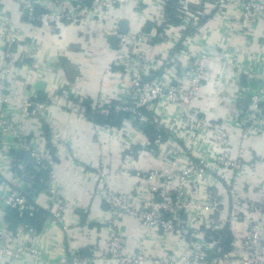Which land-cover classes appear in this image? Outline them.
<instances>
[{"label":"built area","instance_id":"2783aa9c","mask_svg":"<svg viewBox=\"0 0 264 264\" xmlns=\"http://www.w3.org/2000/svg\"><path fill=\"white\" fill-rule=\"evenodd\" d=\"M5 1L0 0V40L3 43L0 62V264L20 260L31 264L92 263V256H87L86 251L93 253L95 248H85L86 245L82 249L69 247L55 261L46 255L43 248L49 231L46 222L57 221L64 231L72 224L66 217L68 202L56 183L58 163L54 157L57 152L51 151L62 137L57 121L49 122L48 137L41 149H36L21 130L26 125L23 123L20 127L19 119L15 118V114H20L50 119L52 107L60 105L84 112L83 101L71 96V91L60 90V93L51 88L49 75L53 63L50 61L58 53H43L45 37L51 31L80 23L88 24L86 27L91 31L97 30L108 42L115 37V44L109 47L114 56V67L108 68L112 93L109 95L102 89L93 98L92 109L96 113L119 116L120 128L111 127L110 131H125L127 136L111 137L110 143L119 144L123 152L120 164L123 159L140 158L146 153L151 156L148 167L137 170L140 180L130 190L145 191L150 199L143 200L142 208L136 209L133 206L135 198L129 192L130 208L126 213L138 217L143 230L142 242L158 238V232L174 222L178 227L176 237L185 243L169 263L164 262L161 255L144 253L141 249L144 242L136 246L138 252L130 257L127 248L125 254L124 246L122 251L119 249L118 241L124 237L120 228L108 219L110 244L102 257L121 264H264V184L261 191L256 184L241 182L248 161L242 155L231 156L229 150V139L234 131L239 133L240 139L264 136V0H178L174 7L177 23L171 22L167 0H9L15 6L17 19L7 9ZM124 6H130L136 18L143 22L134 25L132 19H124L120 14ZM213 23L221 32L207 28ZM24 36L34 39L31 42L34 51L26 55L19 49ZM213 65L221 71L226 70L224 76L221 72L213 75ZM35 67L37 71L32 73ZM22 79L26 83L36 82V93L20 94ZM212 84L222 85L223 89V104L210 107L215 118L196 122L190 113V116L181 114V108L192 110L188 103L198 91L207 92ZM37 92L43 94L42 99ZM208 97L206 94V104ZM11 107L15 108L12 112ZM106 125L104 127L111 126ZM201 130L204 131L202 136ZM130 131H135L140 140ZM183 134L199 135L202 139L190 151L191 156H201L199 153L211 156L215 150L222 157L220 167L209 168L219 178L209 177L204 188L221 191L222 198H212L210 212L216 214L222 206L230 210L229 219H225L230 225L228 231H222L225 225L208 229L212 217L204 219V231H192L194 218L181 205L180 189L184 185L179 179L194 171L166 168L160 147L162 140L180 141ZM8 136L11 143L7 142ZM213 141L217 149L211 144ZM178 145L179 142L169 147L166 156L171 152L177 154ZM4 160L7 161L5 169ZM41 170L47 173L44 188L34 193L35 174L32 171ZM81 170L85 173L83 167ZM198 172L209 175L210 171L199 169ZM229 189H232L230 195ZM170 190L177 194L174 211L170 206L172 201L164 197ZM106 192V202L110 203L112 193L107 189ZM8 209H15L18 216L41 212L45 220L39 229L27 222L12 227L6 219ZM149 209H153L152 213ZM110 212L111 218L120 215L117 211ZM168 212L172 221L164 219ZM226 238L231 239L229 250L222 246ZM56 246L57 243L53 248Z\"/></svg>","mask_w":264,"mask_h":264},{"label":"crops","instance_id":"0c3cea01","mask_svg":"<svg viewBox=\"0 0 264 264\" xmlns=\"http://www.w3.org/2000/svg\"><path fill=\"white\" fill-rule=\"evenodd\" d=\"M195 1V0H192ZM8 3L10 5H8ZM5 6L7 9L15 15L14 19H17L16 9L14 5H11V1L6 0ZM121 16L124 19H132L134 25H138L143 20L137 19L134 11L130 6L122 7ZM119 14V15H120ZM129 21V20H126ZM148 22V21H147ZM94 23V21H92ZM82 24V25H81ZM79 26L66 25L51 31L49 36L45 37L47 41L43 46V53L48 55L50 53H58L57 57H53V68L49 75L51 88L56 91L65 90L71 91L70 95L76 96L81 101L89 100L94 103V99L102 89H106L108 94L112 93V78L108 68L112 64L113 51L110 49L111 44H115V37H111L108 42L106 39L99 36V32L96 30L91 31L87 28L88 24L80 23ZM95 26V24H92ZM212 32H221V28L215 23L207 26ZM95 33L97 35H95ZM33 38L23 37L22 44L19 49L22 55L31 53L34 51L31 42ZM23 46V47H22ZM3 49V43L0 40V62L1 53ZM51 63V64H52ZM220 67V65H219ZM213 75H217L220 72L224 76L226 70L221 71L217 66L213 65ZM36 67L32 73L36 72ZM35 79V78H33ZM37 84L20 82L19 92L20 94H32L35 92ZM222 85L212 84L209 92H207L210 105L219 106L222 103L221 90ZM62 91H60L61 93ZM39 95H43L40 92ZM45 95V94H44ZM212 96H215L214 101ZM225 102V101H223ZM223 104V103H222ZM221 104V105H222ZM209 105V106H210ZM91 107V106H90ZM57 108V109H56ZM56 110V114L60 115V131L62 133L63 144L59 145L56 154V160L62 157V165L56 168L57 180L59 187L62 189L63 196L68 202V209L66 210V217L68 221L73 225L69 228L68 232L57 230L50 222H46L49 227L48 234L43 241V248L46 255L54 261L59 259L60 253H66L69 247H94L91 254V264H121L113 259H105L102 256L107 252L106 238L108 235V229H101L102 222L109 215L103 205L104 199L102 193L99 191L98 184L96 182V176L107 171L106 185L109 189H118L127 191L133 189L136 182L140 180L137 175V170L142 167H148L150 157L147 153L141 155L140 158H132L126 162L125 170L121 169L120 161L124 158L119 144L115 146H105L108 148V152L100 153V142L110 143L111 138L107 140L100 139V134L95 133L97 130H101L104 126L97 124L94 120L87 118L86 115L76 116L68 112L60 111L59 106L52 107ZM113 125L109 126L112 127ZM104 130V129H103ZM136 135L135 139L140 140V136L135 131H130ZM11 137L8 136L7 142L11 143ZM230 155L237 157L242 155L246 161L252 160V165L246 164L241 175V182L253 183L251 185H258L263 191L264 184V136L263 137H251L248 139H240L239 133L234 131L230 139ZM58 155V156H57ZM110 159V167L105 171L99 164L106 162ZM263 159V160H260ZM3 168H7L2 161ZM85 164L92 166V169L87 167L85 173H82L81 168ZM128 167V168H127ZM102 171V172H100ZM139 183V182H138ZM137 183V185H138ZM240 184V183H239ZM97 189V190H96ZM45 213V212H44ZM49 214L48 212L45 213ZM2 215V208L0 207V217ZM45 220V219H44ZM93 222H99L96 225ZM126 238L128 242L136 243L137 246L140 243V239L143 236V230L133 217L126 219ZM54 228V229H53ZM54 230L56 234L55 238H52L51 231ZM53 233V234H54ZM56 241L57 246L53 248L52 244ZM149 243L156 244L155 241H149ZM35 244V242H33ZM182 246L171 249L180 253ZM147 249H144V251ZM129 253L134 254V250L128 249ZM87 254V251H86ZM156 254V253H155ZM63 256V255H62ZM13 264H31L25 260L15 261ZM34 264H44L37 262ZM150 264V263H149Z\"/></svg>","mask_w":264,"mask_h":264},{"label":"rangeland","instance_id":"374dc122","mask_svg":"<svg viewBox=\"0 0 264 264\" xmlns=\"http://www.w3.org/2000/svg\"><path fill=\"white\" fill-rule=\"evenodd\" d=\"M11 79V78H10ZM210 89L207 90V92H209ZM206 90H200L196 93L195 98L193 101L189 102L188 105H190L192 107V110L190 108V110L181 108V114H188L189 113L192 115L193 119H195L194 121L196 122H203V121H208L210 120V118H215L216 115L211 111H210V107L212 105H210V100H208L207 104H206V100H204L206 98V94H207ZM213 101L215 96L212 97ZM60 102V101H59ZM62 102V101H61ZM60 102V103H61ZM89 102V105L91 106L92 109V105L93 103L90 102L89 100H85V104L83 103V105L85 106L86 103ZM210 105V106H209ZM54 107V106H53ZM61 109H59L60 111H64V112H68V113H72L76 116H81V115H85V110L84 112H81L75 108H69V109H65V107H62L61 105L59 106ZM182 107H186V106H182ZM57 109V108H56ZM11 112L12 110H15L14 107H11ZM52 116H49L50 119H45L42 116L39 117H31V116H22L20 114H15V118L19 119L20 121V127L23 126V123L26 125V127H24L23 129V133L26 134L27 137H29L32 142L33 145L35 146L36 149H41V145L43 144L44 140L48 137L47 133H48V124L50 123H55L57 121L58 123V128H59V133L60 136L62 137V133L60 131V122H59V118L60 115L56 114V110L53 109V111H51ZM190 116V115H189ZM220 119V118H219ZM34 120H36V124L34 123ZM193 121V120H192ZM113 125L112 128H120V125H116V124H111ZM104 126V125H102ZM107 126V125H105ZM111 127H106L103 128L101 130H97L95 133L100 134V139H104L105 137L108 138H114L115 137L117 139L120 138H125L126 132H112L110 131ZM204 134V131L201 130L200 132V136H202ZM180 141L178 140H170V139H164L161 141V149L163 151L162 155H165V167L166 168H177V169H193V174L192 175H185L183 178L179 179V183H181L182 185H184V187H182L180 189L181 191V205L182 207H184L185 209H187V213L191 214L192 217L194 218L193 221V229L192 231H204L205 230V222L204 219L206 217L211 218L212 221L209 222V228L208 229H212V228H219L220 226L225 225L224 230L222 231H228L229 229V222L225 221V219H229L230 214L229 211H227L226 208H224L223 206L221 207L220 211L218 213H214L212 215L210 212V207H212L213 203H212V198H222L221 195V191L219 189H206L204 188L205 183L209 182V177L211 176H215L217 178H219V176H217L214 173H211V170L209 168H217L220 167L221 164L220 162L222 161V157H219V153H217L215 150L213 151L211 156H205L203 153H199L201 156L198 157H193L190 155V151L195 149V146L197 145L198 142H201L202 139L200 140V136L197 135H188V134H183L180 135ZM242 140V139H241ZM204 141V140H203ZM212 141V140H211ZM179 142V145L177 146L178 148V152L177 154H173L172 152L166 156V152L169 150V147H171L172 145H175ZM63 144V140H59L56 146H53L52 148V152H56L59 145ZM213 145H215L216 149L218 148V146L216 145L215 141H213V143H211ZM100 153L103 154V152H108V148H105V146H115L116 144L113 143H107L106 142H100ZM229 150H230V144H229ZM58 156V155H57ZM60 158L58 160H56V157H54V160L56 161V163H58V166H63L62 165V156L59 155ZM226 160L228 158H225ZM231 159H235V158H231ZM263 160V159H260ZM44 162V161H42ZM126 160L123 159L122 163L120 165L124 166V168H126ZM248 164L250 163V165H252V160H250V162H247ZM85 166V164L83 165ZM100 167H103L106 171V169L108 167H110V159L107 160L106 162H102V164H99ZM87 167L89 169H92V166L86 165L84 168V172H87L86 169ZM128 168V167H127ZM199 169H207L209 170V175L204 174L202 172H198ZM102 172V171H100ZM208 175V177H206ZM107 176V171L105 173H101L98 174L96 177V182L98 185H102V187H99V191L102 193L103 195V205L105 206V210L108 211V216L106 217V219H104L101 223L103 228H107L108 229V235L106 238V248L109 246L110 244V230H111V224L109 223L108 219L115 221L118 225V227L120 228L122 234L124 237H121L120 240L118 241L119 249L122 251V246H124L123 249V254L126 253V248L127 249H131L134 250V252H138L136 250V243H130L128 242L127 244V239H126V227H125V222L126 219L130 218V215H127L126 211L127 208H130L129 206V192L131 194H133L134 198H135V202H134V207L136 209H141L142 206V201L147 199L148 196L146 194L145 191L141 190V193H139V191H123V190H118V189H109V187L106 185V180H104V178ZM220 183V181H218ZM193 185H196V188L193 187ZM106 189L108 191H110L111 194V202L107 203L106 202V196L108 195L106 192ZM97 190V189H96ZM232 189L227 190L228 195H230ZM176 196L177 194L174 195V193H172V191H168L166 193H164V197H166L167 199H170L172 202L170 204L171 206V210L174 211L175 210V205L176 204ZM150 198H148L149 200ZM113 200H115L116 204H113ZM161 201V200H158ZM184 205V206H183ZM189 207V208H188ZM69 208V207H68ZM67 208V209H68ZM153 209H149L148 212L152 213ZM110 211H117L120 215L116 216V217H110L111 216V212ZM186 213V212H185ZM134 219H136L137 222H139L138 217H133ZM164 219L165 220H170L172 221V215L171 213H165L164 214ZM53 223H51V225L53 227H55L57 230L63 231L64 233L68 232V231H64L61 226H59L57 221H52ZM94 224L98 225L100 224L99 222H93ZM73 225L70 224L69 228ZM178 228L177 224H175L174 222H171V226H167L165 229H161V231L158 232L159 237L156 239H150L148 241H143L144 245L142 244L141 249L143 250L144 253H146L147 255H161L162 259L165 260L164 262L169 263V261L171 260V258L175 257L176 254L178 253L177 251L175 252L172 251L171 249H173L174 247L178 248L180 246H185V243L181 240H179L176 237V232L175 229ZM54 229V228H53ZM52 230V229H51ZM159 230V229H158ZM54 230L51 231V236L52 238L56 237V234L54 233ZM56 240V238H55ZM156 240V244L153 245V243H149V241H155ZM231 239L229 240L230 243ZM142 242V239H140V243ZM142 242V243H143ZM56 243V241H55ZM52 244V246L55 245ZM87 246V245H86ZM79 249L81 247H78ZM87 248V247H85ZM88 248H92L88 247ZM144 249H147L144 251ZM89 252H87V256H91V254H88ZM128 253V251H127ZM134 254L130 253L129 256L133 257ZM156 253V254H155ZM123 254L121 253V255L123 256ZM149 264V263H147ZM172 264V263H171Z\"/></svg>","mask_w":264,"mask_h":264},{"label":"trees","instance_id":"16d2710c","mask_svg":"<svg viewBox=\"0 0 264 264\" xmlns=\"http://www.w3.org/2000/svg\"><path fill=\"white\" fill-rule=\"evenodd\" d=\"M178 0H167V11L169 16L171 17V22H178L179 19L176 16V13L174 11V7L176 6ZM43 96H40L39 99H42ZM85 104V101H83ZM85 115L87 118H90L94 120L97 124L104 125V124H116L119 125L121 123V120L119 116H117L114 113L104 115L101 113H96L91 109L89 102L85 105ZM35 174L34 179V193L38 192L39 190L44 188V182L47 176L46 171H32ZM39 178H43V181H39ZM33 193V194H34ZM6 219L8 222H10V225L13 227L16 224L20 222H27L33 227L40 228L43 223V213L41 212H35L32 215L24 214L23 216H18V213L15 209H8L6 214ZM223 249L229 250V239L226 238L225 243H223Z\"/></svg>","mask_w":264,"mask_h":264},{"label":"water","instance_id":"95a60500","mask_svg":"<svg viewBox=\"0 0 264 264\" xmlns=\"http://www.w3.org/2000/svg\"><path fill=\"white\" fill-rule=\"evenodd\" d=\"M123 25H124V23H123Z\"/></svg>","mask_w":264,"mask_h":264}]
</instances>
